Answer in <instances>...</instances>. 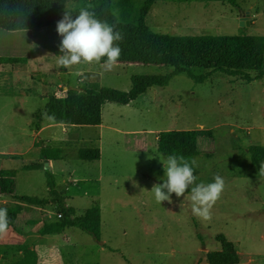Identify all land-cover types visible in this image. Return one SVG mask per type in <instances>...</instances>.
<instances>
[{
  "label": "rangeland",
  "instance_id": "rangeland-1",
  "mask_svg": "<svg viewBox=\"0 0 264 264\" xmlns=\"http://www.w3.org/2000/svg\"><path fill=\"white\" fill-rule=\"evenodd\" d=\"M237 2L239 8L227 0H158L146 21L161 34L264 35V0ZM241 11L250 16H241ZM171 16L182 22L179 26L183 29L169 31ZM56 29H37V39L59 47L62 37ZM57 57L48 49L40 54L41 65L53 80L59 77ZM101 64L74 65L70 83L46 87L40 99L20 92L21 87L18 94L17 87L0 74V170L19 172L15 195L0 193V204L18 206L15 196L19 195L51 198L46 167L23 169L43 163L31 151L34 142L40 149L42 145L62 149L51 170L68 205L80 215L94 202L102 210L103 245L83 230L70 228L66 239L50 235L43 241L41 264H209L208 253L223 250L222 236L235 245L238 257L241 253L238 264H264V169L259 172L252 165L248 152L251 145H264V78L247 82L216 72L206 82L196 83L181 74L167 87L151 88L133 104L107 103L102 126H66L64 130L46 114L44 101L51 95L66 94L72 87L79 91L87 87L128 91L133 75L171 71L132 64H117L105 71ZM79 72L86 78L77 75ZM62 79L67 82L70 77ZM26 84L27 80L22 81ZM38 108L39 116L33 120ZM42 126L46 128L40 132ZM202 129L214 134L212 139L199 138L196 182H212L217 174L226 181L210 219L192 214L190 189L179 198L172 194L171 204L157 203L151 191L155 184L163 183L161 159L168 157L158 151L160 132ZM81 148H99L101 158L80 160ZM20 203L24 215L18 216L11 234L0 240V264L19 260V228L29 230L28 242L34 244L41 238L43 226L61 221L57 202L44 206Z\"/></svg>",
  "mask_w": 264,
  "mask_h": 264
},
{
  "label": "trees",
  "instance_id": "trees-1",
  "mask_svg": "<svg viewBox=\"0 0 264 264\" xmlns=\"http://www.w3.org/2000/svg\"><path fill=\"white\" fill-rule=\"evenodd\" d=\"M68 0H0V28L8 31L25 29H50L57 26L66 11L78 14L79 9L67 8ZM158 0H94L93 8L97 17L116 25L123 34V40L116 43L122 53L118 63L121 65H144L169 68V73L152 75H133L132 87L125 91L112 87L86 88L82 91L70 88L66 94L49 97L46 114L57 124L65 126H98L103 122V108L107 103L129 105L145 95L153 87H167L174 77L185 74L196 83H204L216 72L253 82L264 78V35H189L179 36L154 32L147 24L146 17ZM192 1V0H182ZM239 8L237 0H227ZM58 53L56 46H47ZM26 58H0L3 63H26ZM103 63V61L101 62ZM202 71L201 74L195 73ZM212 130H167L158 136V151L169 156L182 155L189 161L199 155V138H213ZM38 144V143H37ZM252 165L259 172L264 169V145H251L248 148ZM62 149L43 147L41 155L46 159H60ZM80 160L96 161L101 158L99 148H81ZM44 168L42 164L25 165V171ZM195 167L194 174L197 175ZM51 198L35 196H15L18 201L44 206L57 202L62 211L61 221L43 226L41 233L60 234L67 228H80L95 240L102 238L101 208L95 203L77 215L76 210L67 204L66 196L57 190L52 170H45ZM18 171L0 170V193L14 195ZM6 208L10 228L16 226L22 206ZM9 228V229H10ZM1 238V236H0ZM223 250L209 252V264H238L240 258L235 245L225 236L221 237ZM23 256L14 264H38L37 251L23 246Z\"/></svg>",
  "mask_w": 264,
  "mask_h": 264
},
{
  "label": "clouds",
  "instance_id": "clouds-1",
  "mask_svg": "<svg viewBox=\"0 0 264 264\" xmlns=\"http://www.w3.org/2000/svg\"><path fill=\"white\" fill-rule=\"evenodd\" d=\"M93 6L88 4L79 9L78 14L66 11L63 18L57 22V32L62 37L58 66L71 69L81 63L101 64L105 71H111L118 63L122 53L116 43L123 40V34L116 30V25L97 17ZM164 166L163 183L155 184L151 191L159 204L167 201L172 203V194L177 198L191 192V212L202 219L211 218V210L222 197L226 181L219 174L212 182L201 181L194 174L197 162L189 161L182 155L172 154L161 159ZM134 186H138L134 181ZM10 228L8 210L0 208V236L5 235Z\"/></svg>",
  "mask_w": 264,
  "mask_h": 264
},
{
  "label": "crops",
  "instance_id": "crops-1",
  "mask_svg": "<svg viewBox=\"0 0 264 264\" xmlns=\"http://www.w3.org/2000/svg\"><path fill=\"white\" fill-rule=\"evenodd\" d=\"M93 1L94 0H68L67 1V8H69L71 10H75V9H80L82 7H86L88 4H91L93 6V3H92ZM250 12H252V11H250ZM247 16H250V13ZM169 19H171L170 23H169L170 24L169 31H177L179 29H183V28H181L179 26L180 23H182V22L177 21V20H172V16ZM36 31H37V29H25V30L8 31V30H4V29L0 28V58H26L27 59L26 63H3V64H0V74H5L7 76V78L11 81V86L17 87L18 94H19L18 87H21L20 88V92L24 93L25 95L29 94L31 96H36V97H38L40 99V95H42V91L46 87H54V86H57V85L60 86V87H63L64 85L69 84L70 81H71V76L73 75V71L71 69H66V68H63V67L59 66V70H58L59 71V73H58L59 77L57 79H55V80H53L52 78L49 77L50 72L48 73V71L44 67H42V65H41L40 54H42V51H44L45 49H48L47 46H55V45L54 44H48V43H45V42H41L40 40H38L37 39V35L38 34H37ZM58 49H60V46L58 47ZM48 50H50V49H48ZM51 51H53V50H51ZM54 53L58 56L57 57V61H58L59 56L62 55V53H60V51H58V53H56L54 51ZM54 66L56 67L55 63H54ZM56 68H58V67H56ZM64 75H68L70 77V79L67 82L64 79H62V77ZM77 75H83L84 79L87 76L84 72H79V73H77ZM0 78H1V76H0ZM26 80H27V84L25 86H23L22 85V81H26ZM72 85L70 84V87ZM129 89H131V88H129ZM80 90H81V88H80ZM20 95H22V94H20ZM145 95L141 96L139 99H141ZM139 99L133 101L130 104L135 103ZM48 101H49V99H48ZM48 101H47V99H45L44 103H48ZM22 109H23L22 107H19V110H22ZM39 111H40L39 108L34 111L33 120L39 116ZM51 123H53V122H51ZM51 123H49L47 126H51ZM102 125H104V121L102 122L101 125H98V126H102ZM62 126H63L64 130H66V126L65 125H62ZM74 126H80V125H74ZM41 128L39 129V130H41L40 132H42L46 128V126H42ZM43 147L55 148V147L43 146L42 145L41 149ZM41 149L37 148L34 145V142H32L31 151H33L36 154H38L37 157L38 158L40 157V159H42V161H43V158H42V155H41ZM21 155H24V154H21ZM21 159L22 158H19V161ZM46 160H48V159H46ZM57 160H59V159L49 160V164H50L51 167L48 170H50L53 167L55 161H57ZM45 161H43L44 166H45ZM35 164H41V163H35ZM29 165H32V164H29ZM18 175H19V172H18ZM77 183H74L73 185L76 186ZM16 185H17V182H16ZM3 195H7L8 196L10 194H3ZM49 195H50V193H49ZM19 196H21V195H19ZM26 196H29V195H26ZM20 202H19V204L22 206V204ZM95 203H97L100 206V204L98 202H94L93 205ZM0 205L10 207V206H8L6 204H0ZM100 208H101V206H100ZM24 211H25V209L22 206L21 213L19 214V219L24 215ZM76 213H77V215H80V214H78L77 211H76ZM59 215H61V216L63 215L62 211H61V213L58 214V216ZM101 215H102V210H101ZM101 218H102V216H101ZM74 228H76V227H74ZM12 229L13 228H10L9 231L6 234H11L10 231ZM69 229L70 228L65 229L60 234H45V235H43L41 233L42 234V235L40 234L41 238L37 240V243H34V244L32 243L31 244V243L28 242V240H30V238L28 236H31L32 234L29 233V230H22V229L19 228V245H21L19 247V260L23 256L22 247L23 246L24 247L25 246L26 247L29 246L30 249L37 251L38 256H39V263L38 264H41L42 263L41 251L46 246V245H44L45 242L43 243V241L46 238L50 237V235H61L63 239H66V238H64V236L69 231ZM101 233H102V221H101ZM3 236H1L0 240L3 238ZM50 239H52V238H50ZM47 241H49V239ZM95 241H97V240H95ZM99 241H101L102 243L99 242ZM99 241H97V242H99L101 245L104 244V241H102V238ZM106 246L107 245L105 244V247ZM48 252H50V254L52 255V251L49 250ZM239 255L241 256L240 252H239Z\"/></svg>",
  "mask_w": 264,
  "mask_h": 264
},
{
  "label": "water",
  "instance_id": "water-1",
  "mask_svg": "<svg viewBox=\"0 0 264 264\" xmlns=\"http://www.w3.org/2000/svg\"><path fill=\"white\" fill-rule=\"evenodd\" d=\"M247 15H249V13H245L244 11H241V16H247ZM245 19V18H244ZM245 25V21L244 22H242V26H244ZM248 25H249V22H248ZM74 89V88H73ZM45 167H46V170H48L49 168H50V166H49V160H46L45 161ZM101 242V241H100ZM102 243V242H101Z\"/></svg>",
  "mask_w": 264,
  "mask_h": 264
},
{
  "label": "built area",
  "instance_id": "built-area-1",
  "mask_svg": "<svg viewBox=\"0 0 264 264\" xmlns=\"http://www.w3.org/2000/svg\"><path fill=\"white\" fill-rule=\"evenodd\" d=\"M59 217H62L61 215H59Z\"/></svg>",
  "mask_w": 264,
  "mask_h": 264
}]
</instances>
